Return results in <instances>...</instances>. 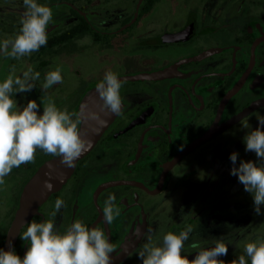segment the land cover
<instances>
[{"label":"flooded vegetation","instance_id":"af4514ba","mask_svg":"<svg viewBox=\"0 0 264 264\" xmlns=\"http://www.w3.org/2000/svg\"><path fill=\"white\" fill-rule=\"evenodd\" d=\"M37 2L53 10L46 45L21 60L0 54V82L13 65L17 75L28 66L41 73L31 91L13 95L18 107L36 100L42 115L41 100L50 97L79 113L108 70L119 77L166 73L121 79V112L10 248L23 258L29 242L20 233L33 220L49 219L61 233L76 220L101 228L116 249L111 264H143L139 251L149 236L160 244L168 232L188 226L193 231L182 254L189 260L222 240L228 253L218 258L230 264L244 254L245 243L264 238V205L257 215L230 160L237 152L236 167L264 162L245 151L244 142L264 116V0ZM24 11L23 0H0V42L19 32ZM58 66L63 82L43 91L45 74ZM51 157L37 150L34 163L13 168L0 185V249H10L5 246L25 185ZM109 194L121 210L111 224L103 216ZM57 198L64 205L53 217Z\"/></svg>","mask_w":264,"mask_h":264},{"label":"clouds","instance_id":"9594fccd","mask_svg":"<svg viewBox=\"0 0 264 264\" xmlns=\"http://www.w3.org/2000/svg\"><path fill=\"white\" fill-rule=\"evenodd\" d=\"M23 5L25 11L19 32L14 38L9 37L0 42V54L14 60L30 56L46 45V29L53 20L50 6L40 4L37 0H23ZM40 76L41 73L31 66L17 75L13 65L10 74L0 82V185L5 183V177L10 175L13 168L34 163L37 150L59 157L61 164L73 167L90 143L81 134V124L85 120L100 121L95 111L86 112L82 109L79 113L69 112L67 108L57 107L50 97L46 103L41 100L42 115H38L36 100H29L23 108L18 107L13 95L31 91ZM62 82V68L58 66L45 74L41 88L46 91ZM123 83L118 73L112 70L105 73L103 80L96 85L103 102L99 106L101 112H121L120 89ZM257 120L259 126L244 137L245 151L255 152L258 160L264 161V116H258ZM243 127L248 128V125L244 124ZM237 157V152L230 155L233 163L231 174L238 176L245 191L253 195L254 210L259 215L261 205H264V162L241 161L236 167ZM43 187L51 191L53 184L45 180ZM115 201L113 194H109L104 201L103 216L108 224L120 215L121 210ZM63 205V199L57 198L55 211L51 215L55 217ZM192 231V227L188 226L179 234L168 232L160 244L154 243L149 236V242L139 251L143 264H225L224 260L218 258L228 253L227 244L222 240H218L214 247L199 251L192 260L183 255L185 242ZM20 236L29 242L23 258L12 248L7 251L0 249V264H111L110 253L116 251L101 228L90 229L80 220L74 221L63 233L56 230L52 219L43 222L33 220ZM243 253L230 264H248L246 257L250 258L251 264H264V238L245 243Z\"/></svg>","mask_w":264,"mask_h":264},{"label":"water","instance_id":"95a60500","mask_svg":"<svg viewBox=\"0 0 264 264\" xmlns=\"http://www.w3.org/2000/svg\"><path fill=\"white\" fill-rule=\"evenodd\" d=\"M181 35H174V39H180ZM166 69L156 70V71H144L137 74H129L120 76V79H157L161 78L165 75ZM103 102L100 100L99 95L96 91V86L84 97L81 109L84 111H95L100 116V121L94 120H85L81 126L80 131L82 136L90 141L86 150L80 155V157L74 162V166L68 168L60 163L59 157H51L45 163H43L39 169L36 171L34 176L29 180V182L25 185L21 196L20 207L17 211L16 217L11 226L8 239L6 242V248H10L13 246L22 226L29 219V217L34 214L39 206L45 202L52 193L61 189L64 184L71 178L74 174L79 161L86 156L98 140L101 138L105 130L110 125L113 120L114 114L108 113L106 111H100V105ZM211 135V131L209 130L207 133L203 135L200 139H204ZM45 180H50L53 184V189L51 191H47L43 187V182Z\"/></svg>","mask_w":264,"mask_h":264}]
</instances>
